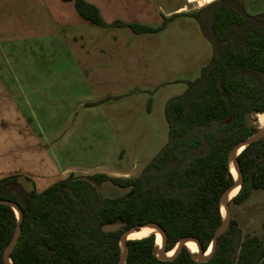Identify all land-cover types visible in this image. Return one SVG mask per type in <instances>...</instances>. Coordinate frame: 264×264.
<instances>
[{"label":"trees","instance_id":"trees-1","mask_svg":"<svg viewBox=\"0 0 264 264\" xmlns=\"http://www.w3.org/2000/svg\"><path fill=\"white\" fill-rule=\"evenodd\" d=\"M64 1L74 2L92 25L112 27L85 0ZM182 15L198 22L213 56L200 77L188 82L187 91L167 103V144L136 177L72 174L43 193L35 187L28 191L22 179L31 180L24 176L1 179L0 199L17 203L23 212L22 233L10 255L13 264H119L124 233L147 224L165 232L168 253L185 238L197 239L205 253L211 248L223 224L222 197L235 183L230 153L258 133L250 120L264 113V13L251 15L244 0H217L193 13L163 16L158 28L114 25L154 34ZM115 99L119 97L103 102ZM238 161L244 182L231 203L241 205L254 191H264V138L244 150ZM107 183L130 192L106 198L100 186ZM118 223L124 225L119 232L103 230ZM18 224L15 210L0 205V264H6ZM127 245L126 264H264V240L244 236L233 219L207 263L196 262L187 247L175 260L161 261L155 235Z\"/></svg>","mask_w":264,"mask_h":264},{"label":"rangeland","instance_id":"rangeland-1","mask_svg":"<svg viewBox=\"0 0 264 264\" xmlns=\"http://www.w3.org/2000/svg\"><path fill=\"white\" fill-rule=\"evenodd\" d=\"M244 1L251 15L264 13V0ZM155 3L165 13L185 9L182 14L207 5L200 0ZM162 24L163 19L152 27ZM86 43L88 50H30L22 61L24 77L31 84L42 83L40 88L30 87L33 126L53 140L55 155L62 164L76 168V176L88 177L81 170L92 167L136 177L168 142L167 103L183 95L188 82L200 77L213 56V46L198 22L185 15L168 22L158 33L141 36L133 35L129 29L118 34L92 29ZM49 67L56 77L43 70ZM48 80L61 85L48 86ZM108 97L119 99L103 102ZM93 103L99 104L88 106ZM259 118L252 117L257 127ZM66 176L70 175L62 177ZM22 183L28 191L37 185L27 179H22ZM100 190L109 199L130 192L109 183L101 185ZM253 198L264 204V191L255 192ZM249 212L242 205L231 203L233 220L238 222L241 215ZM256 215L257 232L264 236L259 225L264 210Z\"/></svg>","mask_w":264,"mask_h":264},{"label":"crops","instance_id":"crops-1","mask_svg":"<svg viewBox=\"0 0 264 264\" xmlns=\"http://www.w3.org/2000/svg\"><path fill=\"white\" fill-rule=\"evenodd\" d=\"M85 1L95 6L104 22L112 27L99 28L92 25L79 14L74 2L0 0V180L21 175L33 180L37 184V192L43 193L55 183L69 177H62L63 175L77 172L68 163H61L51 147L53 140L36 131L33 126L35 112L29 107L30 87L40 88L42 83L31 84L22 74V61L30 50H42L43 53L45 50H52L53 53L62 50H88L86 40L90 38L92 29L112 30L117 34L129 29L133 35L141 36L143 34H135L128 27H116L114 24L152 27L162 21V15L170 18L186 12L181 8L165 13L155 0ZM35 67L39 68L38 65ZM43 70L51 73L50 67ZM51 77H56L55 72L51 73ZM48 81L51 83L48 86L61 85L56 80ZM81 171L88 177L96 174L130 177L128 173L102 171L92 167H83ZM255 192L257 191L241 204L250 212L241 215L238 222L244 236H258L264 240V236L259 235V229L256 228V213L264 210V204L255 201ZM263 223L264 216L259 220V225L263 227Z\"/></svg>","mask_w":264,"mask_h":264},{"label":"water","instance_id":"water-1","mask_svg":"<svg viewBox=\"0 0 264 264\" xmlns=\"http://www.w3.org/2000/svg\"><path fill=\"white\" fill-rule=\"evenodd\" d=\"M203 1H205L207 4H210V3L214 2V1H217V0H203ZM260 115H264V113L257 115V117L260 116ZM250 124L251 125L253 124V122L251 120H250ZM262 138H264V128H262L260 126L258 133H256L255 135L251 136L250 138L238 143L235 146V148L230 153V167H231V163L233 162L234 165H235L236 172L238 174V179L235 178V176L233 175V173L231 171L235 183H234V185L232 187H230L225 192V194L222 197V206H224L225 209H226V218H224V216L222 214V216H223V224L217 230V232L215 234L212 246L208 250V252L210 251L209 255H207L208 252L205 253L202 250L200 242L197 239H195V238H185L176 247V249H178L176 254L173 257H168V252L165 250L166 241H167V237H166L165 232L156 224H147V225H144V226H136V227L130 229L129 231H127L126 233H124V235H123V237L121 239V250H122V248H124L126 253H125V255H123V253H122V259H121V262L119 264H126V261L128 259L129 247L127 245V242L131 241L130 239H128L129 235H131L134 232H139L142 229L150 228V227H154L157 230H159L164 235V238H165L164 246L162 248H158V253H157L158 258L161 261H173V260H175L178 257V255L180 254V252L182 251V249L184 247H187V244L189 242H194L199 247V253L198 254H193L192 253L195 256V258H194L195 261L198 262V263H207V262H209L213 258L214 254L216 252V247H217V244H218L220 236L222 234H224L226 232V230L231 225V221H232L231 202H232V200L234 198L230 199L229 197L235 190L239 189V191H240V189L243 186L244 176H243V172H242L240 163L238 161V158H239V156L241 155V153L244 150H246L248 147H250L254 143L258 142ZM130 197H131V195H129V198ZM0 205H6V206L11 207L12 209L15 210V212L18 215L19 224L17 226L16 235L13 238V240L11 242V245L9 246V248L6 251L5 259H4L6 264H13V262H12V260L10 258V255L14 251V249L16 248V246L18 244V241H19V237H20V235L22 233L21 221L23 219V212H22L21 208L19 207V205L17 203H15L13 201H10V200L0 199ZM221 211H222V207H221ZM123 228H124V225L121 224V223H118V224H114V225H107V226H105L103 228V230L105 232H107V233H116V232L121 231Z\"/></svg>","mask_w":264,"mask_h":264},{"label":"bare ground","instance_id":"bare-ground-1","mask_svg":"<svg viewBox=\"0 0 264 264\" xmlns=\"http://www.w3.org/2000/svg\"><path fill=\"white\" fill-rule=\"evenodd\" d=\"M200 1L204 2L203 0H200ZM258 118H259L260 126L262 128H264V115H260V116H258ZM230 168H231V171H232L233 175L235 176V178L238 179V174L236 172L235 165H234L233 162L231 163V167ZM238 192H239V189L235 190L230 195L229 198L233 199L238 194ZM222 214H223L224 218H226V209H225L224 206H222ZM152 235L156 236V244H157L158 248H162L164 246V240H165L164 235L159 230H157L154 227L145 228V229H142L139 232H134L131 235H129L128 239H130V240H141V239L148 238V237H150ZM187 248L193 254H198L199 253V247L194 242H189L187 244ZM177 250L178 249H175L174 251L169 252L168 253V257H173L176 254ZM122 253H123V255H125V253H126L124 248H122ZM209 254H210V251L207 253V255H209Z\"/></svg>","mask_w":264,"mask_h":264}]
</instances>
